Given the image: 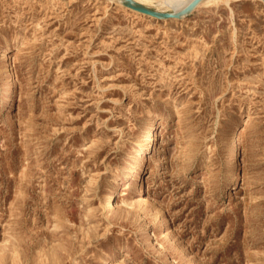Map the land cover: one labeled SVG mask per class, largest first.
Listing matches in <instances>:
<instances>
[{
	"label": "rangeland",
	"instance_id": "374dc122",
	"mask_svg": "<svg viewBox=\"0 0 264 264\" xmlns=\"http://www.w3.org/2000/svg\"><path fill=\"white\" fill-rule=\"evenodd\" d=\"M133 11L0 0V264H264L263 0Z\"/></svg>",
	"mask_w": 264,
	"mask_h": 264
},
{
	"label": "water",
	"instance_id": "95a60500",
	"mask_svg": "<svg viewBox=\"0 0 264 264\" xmlns=\"http://www.w3.org/2000/svg\"><path fill=\"white\" fill-rule=\"evenodd\" d=\"M124 5L128 8L143 12L145 14L158 17V18H181L185 14L191 12L201 0H191L188 4L181 7L177 10L172 11H162V10H155L149 7L144 6L141 3L136 2L135 0H122ZM264 2V0H263Z\"/></svg>",
	"mask_w": 264,
	"mask_h": 264
},
{
	"label": "bare ground",
	"instance_id": "6f19581e",
	"mask_svg": "<svg viewBox=\"0 0 264 264\" xmlns=\"http://www.w3.org/2000/svg\"><path fill=\"white\" fill-rule=\"evenodd\" d=\"M123 5H124V3H123V1L122 0H119ZM136 2H138V3H141V4H143L144 6H146V7H148V5L146 4V3H144V2H142L143 0H135ZM146 1H148V0H146ZM164 1H170V0H164ZM191 0H183V6H185L186 4H188L189 2H190ZM209 0H201L199 3H198V5L199 4H202L203 2H208ZM215 1V0H214ZM222 1V0H221ZM225 1V0H224ZM151 2V1H150ZM225 4V3H224ZM197 5V6H198ZM217 5V4H216ZM125 6V5H124ZM182 6V7H183ZM150 8V7H149ZM132 10H134V9H132ZM135 11V13L137 12V13H141V15L143 14V12H140V11H137V10H134ZM133 11V12H134ZM106 14V13H105ZM145 14V13H144ZM162 19H164V20H166V19H168V18H166V17H164V18H162ZM156 20V19H155ZM248 110V109H247ZM251 111V110H250ZM157 112V111H156ZM146 113V112H145ZM148 113V112H147ZM248 113V112H247ZM157 114V113H156ZM155 114V115H156ZM155 119V118H154ZM154 130V129H153ZM66 138V137H65ZM82 147V146H81ZM147 149V148H146ZM140 177V176H139ZM142 189V186H141V182L137 185V188H135V190H141ZM115 194V193H114ZM113 196V195H112ZM87 210V209H86ZM89 211V210H88ZM119 242V241H118ZM104 253V252H103ZM69 257V256H68ZM110 257H112V256H110ZM110 257H109V255L108 254H106L102 259H101V264H110V262H111V260H110ZM59 260V259H58Z\"/></svg>",
	"mask_w": 264,
	"mask_h": 264
}]
</instances>
